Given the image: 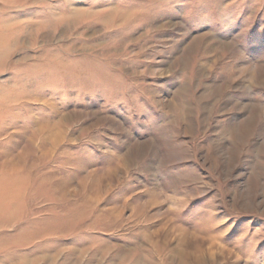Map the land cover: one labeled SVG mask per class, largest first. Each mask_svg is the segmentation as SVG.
Segmentation results:
<instances>
[{
    "label": "rangeland",
    "instance_id": "374dc122",
    "mask_svg": "<svg viewBox=\"0 0 264 264\" xmlns=\"http://www.w3.org/2000/svg\"><path fill=\"white\" fill-rule=\"evenodd\" d=\"M0 176V264H264V0H0Z\"/></svg>",
    "mask_w": 264,
    "mask_h": 264
},
{
    "label": "bare ground",
    "instance_id": "6f19581e",
    "mask_svg": "<svg viewBox=\"0 0 264 264\" xmlns=\"http://www.w3.org/2000/svg\"><path fill=\"white\" fill-rule=\"evenodd\" d=\"M19 157H20V156H19ZM12 172H13V171H12ZM2 176H3V175H2ZM0 177H1V176H0ZM13 180H15V179H13ZM19 180H20V179H19ZM16 182H17V181H16ZM4 185H5V184H4ZM11 185H12V184H11ZM11 187H12V186H11ZM13 188H14V187H13ZM3 189H4V188H3ZM10 189H12V188H10ZM3 192H4V191H2V193H3ZM5 192H6V191H5ZM15 193H16V192H15ZM5 194H6V193H5ZM6 196H7V194H6ZM1 197H2V196H1ZM14 197H15V196H14ZM17 198H18V197H17ZM1 200H2V199H1ZM4 200H5V198H4ZM4 200H3V202L6 201V200H5V201H4ZM3 210H4V209H3ZM1 223H2V222H1ZM6 223H7V222H6ZM2 243H3V242H2ZM6 243H7V242H6Z\"/></svg>",
    "mask_w": 264,
    "mask_h": 264
}]
</instances>
